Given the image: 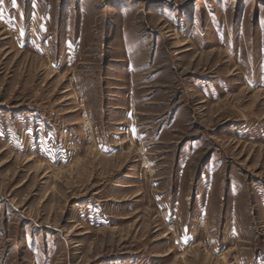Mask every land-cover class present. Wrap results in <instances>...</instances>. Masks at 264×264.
Returning <instances> with one entry per match:
<instances>
[{
	"label": "rangeland",
	"instance_id": "1",
	"mask_svg": "<svg viewBox=\"0 0 264 264\" xmlns=\"http://www.w3.org/2000/svg\"><path fill=\"white\" fill-rule=\"evenodd\" d=\"M0 264H264V0H2Z\"/></svg>",
	"mask_w": 264,
	"mask_h": 264
},
{
	"label": "snow or ice",
	"instance_id": "2",
	"mask_svg": "<svg viewBox=\"0 0 264 264\" xmlns=\"http://www.w3.org/2000/svg\"><path fill=\"white\" fill-rule=\"evenodd\" d=\"M0 3H2V0H0ZM15 3V0H13V4Z\"/></svg>",
	"mask_w": 264,
	"mask_h": 264
}]
</instances>
